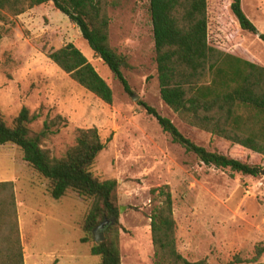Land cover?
<instances>
[{"label":"rangeland","instance_id":"1","mask_svg":"<svg viewBox=\"0 0 264 264\" xmlns=\"http://www.w3.org/2000/svg\"><path fill=\"white\" fill-rule=\"evenodd\" d=\"M107 2L110 45L126 56L122 73L132 94L124 92L79 29L47 3L18 17L0 12V118L12 126L26 107L38 116L29 125L31 135L44 131L41 147L55 158L75 145L78 130L97 129L105 149L90 171L100 180L117 182L121 264H159L150 217L164 205L165 193L171 196L176 248L187 261L253 264L262 249L258 261L264 263V177L205 166L174 144L139 103L155 108L199 146L261 168L264 157L190 126L167 107L159 94L149 0ZM231 2L207 0L209 45L264 67V43L240 30ZM241 5L258 34H264V0H241ZM69 43L111 88V104L80 87L48 58ZM1 182L13 183L23 264L100 263L90 254L91 243H80L94 199L73 191L52 199L48 181L14 145L0 147ZM13 233H0V264H12L4 242Z\"/></svg>","mask_w":264,"mask_h":264},{"label":"trees","instance_id":"2","mask_svg":"<svg viewBox=\"0 0 264 264\" xmlns=\"http://www.w3.org/2000/svg\"><path fill=\"white\" fill-rule=\"evenodd\" d=\"M47 3H52L79 29L124 92L132 94L122 73V68L127 66L126 56L110 45L107 0H0V12L18 17ZM149 9L162 102L190 126L264 157V67L209 45L207 0H149ZM230 11L241 31L257 35L264 43V34H258L242 9L241 0H232ZM48 58L80 87L106 104L112 103L111 88L74 44L52 50ZM139 104L156 119L174 144L194 154L205 166L244 176H263L264 168L197 145L155 108L144 102ZM37 118L26 107L20 110L12 126L0 118V147H18L23 161L48 181L52 199L60 200L68 191L94 199L83 223L85 235L80 243H91L90 254L99 257V264H121L117 182L100 180L90 171L105 149L97 129L78 130L75 145L55 158L41 147L44 131L31 135L29 125ZM164 196V205L154 208L150 217L158 263L204 264L191 263L178 253L171 196L169 193ZM108 218H114L115 224L108 226L104 240L96 243L93 230ZM18 226L13 183L1 182L0 233L7 229L14 232L4 242L12 264H23ZM261 255L262 249H257L251 263L264 264L258 261Z\"/></svg>","mask_w":264,"mask_h":264},{"label":"water","instance_id":"3","mask_svg":"<svg viewBox=\"0 0 264 264\" xmlns=\"http://www.w3.org/2000/svg\"><path fill=\"white\" fill-rule=\"evenodd\" d=\"M138 97H135L134 99H137ZM262 175L264 176V171H262ZM122 211V209H120ZM114 223V218H110L108 220H103L101 224L93 230L94 240L96 243L102 242L104 240L103 231L105 228H107L109 225H112Z\"/></svg>","mask_w":264,"mask_h":264},{"label":"crops","instance_id":"4","mask_svg":"<svg viewBox=\"0 0 264 264\" xmlns=\"http://www.w3.org/2000/svg\"><path fill=\"white\" fill-rule=\"evenodd\" d=\"M215 48H217V49H219V50H222V51H224V52H226V53L232 54V55H234V56H236V57L241 58L240 56L236 55L235 52H233V51H228L227 49H224V48L221 47V46H216ZM241 59H244V60H247V61H249V62H252L251 60H248V59H245V58H241ZM253 63H254V62H253Z\"/></svg>","mask_w":264,"mask_h":264}]
</instances>
